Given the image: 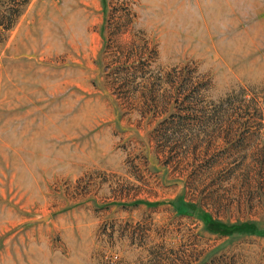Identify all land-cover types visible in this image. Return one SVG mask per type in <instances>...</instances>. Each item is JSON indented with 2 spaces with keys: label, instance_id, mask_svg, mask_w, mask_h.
<instances>
[{
  "label": "rangeland",
  "instance_id": "1",
  "mask_svg": "<svg viewBox=\"0 0 264 264\" xmlns=\"http://www.w3.org/2000/svg\"><path fill=\"white\" fill-rule=\"evenodd\" d=\"M161 1L0 0V264H264V0Z\"/></svg>",
  "mask_w": 264,
  "mask_h": 264
},
{
  "label": "trees",
  "instance_id": "2",
  "mask_svg": "<svg viewBox=\"0 0 264 264\" xmlns=\"http://www.w3.org/2000/svg\"><path fill=\"white\" fill-rule=\"evenodd\" d=\"M2 18H3V20H4V19L9 18V16H2ZM3 20H2V22H0V25H4V24H3V23H4ZM3 27L8 28L7 25H6V26H3Z\"/></svg>",
  "mask_w": 264,
  "mask_h": 264
},
{
  "label": "crops",
  "instance_id": "3",
  "mask_svg": "<svg viewBox=\"0 0 264 264\" xmlns=\"http://www.w3.org/2000/svg\"><path fill=\"white\" fill-rule=\"evenodd\" d=\"M163 2L161 1L162 4H167V3H170V0H163ZM178 9L180 10V8H178Z\"/></svg>",
  "mask_w": 264,
  "mask_h": 264
}]
</instances>
